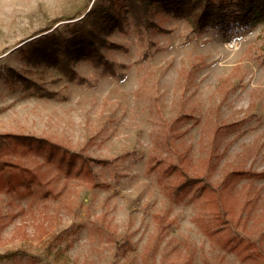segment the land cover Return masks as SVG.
<instances>
[{"label":"rangeland","instance_id":"rangeland-1","mask_svg":"<svg viewBox=\"0 0 264 264\" xmlns=\"http://www.w3.org/2000/svg\"><path fill=\"white\" fill-rule=\"evenodd\" d=\"M95 2L0 0L1 159L41 170L0 192V264H264V22L195 32L161 12L102 33L114 68L80 59L71 79L23 58ZM14 136L83 155L94 181L52 177Z\"/></svg>","mask_w":264,"mask_h":264},{"label":"trees","instance_id":"trees-1","mask_svg":"<svg viewBox=\"0 0 264 264\" xmlns=\"http://www.w3.org/2000/svg\"><path fill=\"white\" fill-rule=\"evenodd\" d=\"M161 12L187 20L195 32L244 29L253 23L264 22V0H97L80 19L66 23L50 34L30 40L19 49L28 63L35 65L42 60L46 64H53L70 79L74 76L70 65L80 59L90 60L92 65L98 67L103 74L109 69L112 70L114 66L102 57L100 49L111 48L114 45L105 40L101 34H109L113 28L123 30L125 25H132L143 30L156 28L158 25L152 21V17ZM35 92L39 97L50 95V93H43L40 86L35 87ZM13 138L18 140L17 146L26 147L24 153L44 151V155H47V163L51 164L55 161L57 165L54 164L56 168L53 170L52 177L56 176L58 179L60 174H64V178L67 179L70 176L69 173L75 171L78 176L83 175L86 179L94 181L89 166L84 170L86 163L84 164L83 161L86 159L83 155L68 152L46 139L24 136ZM1 155L0 192L15 193L23 197L31 193L34 190L30 187L31 183L38 182L34 176L38 169L24 168L18 163L2 160ZM8 158L10 159V156ZM80 160L83 161L78 167L76 163ZM179 172L182 176V172ZM244 175L246 174H233L234 179H240ZM233 176H229L228 179L231 180ZM225 181L228 182L227 179ZM194 183L193 178L185 177L183 182L175 188V196L188 189L192 190ZM216 191L212 190L214 193Z\"/></svg>","mask_w":264,"mask_h":264}]
</instances>
